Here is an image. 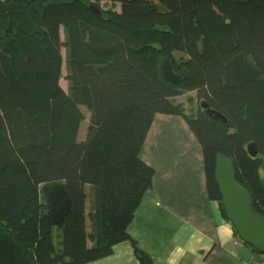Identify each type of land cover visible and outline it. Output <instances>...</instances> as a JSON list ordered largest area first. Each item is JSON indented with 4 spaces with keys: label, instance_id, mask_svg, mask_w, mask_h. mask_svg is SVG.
I'll return each mask as SVG.
<instances>
[{
    "label": "trees",
    "instance_id": "trees-1",
    "mask_svg": "<svg viewBox=\"0 0 264 264\" xmlns=\"http://www.w3.org/2000/svg\"><path fill=\"white\" fill-rule=\"evenodd\" d=\"M48 1L0 0V264H86L127 240L153 264L128 228L153 185L140 153L157 114L184 117L196 135L224 216L218 153L264 214V0H91L103 17ZM167 59L178 83L164 78ZM187 92L200 100L194 116L176 101ZM82 106L90 124L79 140ZM55 184L72 201L60 223L47 197Z\"/></svg>",
    "mask_w": 264,
    "mask_h": 264
},
{
    "label": "crops",
    "instance_id": "crops-1",
    "mask_svg": "<svg viewBox=\"0 0 264 264\" xmlns=\"http://www.w3.org/2000/svg\"><path fill=\"white\" fill-rule=\"evenodd\" d=\"M140 157L154 169L153 185L128 231L153 264H258L264 259L209 197L202 147L184 117L157 114ZM86 264L142 263L127 240Z\"/></svg>",
    "mask_w": 264,
    "mask_h": 264
},
{
    "label": "water",
    "instance_id": "water-1",
    "mask_svg": "<svg viewBox=\"0 0 264 264\" xmlns=\"http://www.w3.org/2000/svg\"><path fill=\"white\" fill-rule=\"evenodd\" d=\"M74 2H80L97 16H104V11L91 0H49L45 6L70 5ZM163 74L164 78L171 83H178L181 78L174 71L169 59L163 65ZM201 106L209 116L227 122L225 116L211 109L206 101H201ZM247 150L251 156L258 155L255 143H250ZM215 178L221 192V202L226 217L232 223L236 233L242 241L264 253V214L254 210L251 191L239 182L233 159L224 153L217 154ZM47 197L51 204L53 218L56 223H60L72 209L69 193L64 185L55 184L49 190Z\"/></svg>",
    "mask_w": 264,
    "mask_h": 264
},
{
    "label": "rangeland",
    "instance_id": "rangeland-1",
    "mask_svg": "<svg viewBox=\"0 0 264 264\" xmlns=\"http://www.w3.org/2000/svg\"><path fill=\"white\" fill-rule=\"evenodd\" d=\"M101 6L105 10H116V11H120V9H121L120 2L103 1V2H101ZM61 35H62V38H64L63 31L62 30H61ZM62 52H63V56L65 58V56H66V50L63 49ZM174 55L177 58H180V57H184L185 58L186 57V56H184L181 53H175ZM66 74H67V72H66V68L64 66L63 67V78L61 79V85H62V87L64 89H67L68 88V82L65 79ZM176 101L179 102V103H181V104H183L184 107H185V110L188 113L192 114L193 116L196 113V111L198 110L199 103H200V100L198 99L196 92H187V93H184V94L178 96L176 98ZM81 109H82V111L85 114V119H84V121L81 124L80 132H79V140H82V139H84L86 137L87 130H88V126L90 124V111L88 110V108H86L84 106H82ZM56 235H57V233H55V242L57 243L58 242V239H57Z\"/></svg>",
    "mask_w": 264,
    "mask_h": 264
},
{
    "label": "built area",
    "instance_id": "built-area-1",
    "mask_svg": "<svg viewBox=\"0 0 264 264\" xmlns=\"http://www.w3.org/2000/svg\"><path fill=\"white\" fill-rule=\"evenodd\" d=\"M258 264H264V259L261 262H259Z\"/></svg>",
    "mask_w": 264,
    "mask_h": 264
}]
</instances>
